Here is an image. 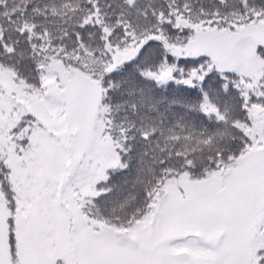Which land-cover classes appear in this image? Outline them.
<instances>
[{
	"label": "rangeland",
	"instance_id": "obj_1",
	"mask_svg": "<svg viewBox=\"0 0 264 264\" xmlns=\"http://www.w3.org/2000/svg\"><path fill=\"white\" fill-rule=\"evenodd\" d=\"M180 21L193 30L185 43L167 45L173 52L205 51L262 94L247 107L245 149L203 175L166 178L148 211L113 225L84 211L72 182L75 167L102 174L118 163L98 78L51 58L46 87L33 89L0 64V155L14 199L11 205L0 184V264H257L251 242L264 215V56L256 46L264 45V17L232 27ZM136 49L137 42L113 48L111 65ZM30 112L36 119L22 128L29 127L26 142L19 129L14 137L10 131Z\"/></svg>",
	"mask_w": 264,
	"mask_h": 264
},
{
	"label": "trees",
	"instance_id": "obj_2",
	"mask_svg": "<svg viewBox=\"0 0 264 264\" xmlns=\"http://www.w3.org/2000/svg\"><path fill=\"white\" fill-rule=\"evenodd\" d=\"M262 17L264 0H0V64L33 89L46 87L51 58L98 78L118 163L102 174L75 167L72 182L85 212L128 225L149 210L166 178L186 170L203 175L245 149L248 104L262 100L207 52H173L167 45L185 43L193 30L180 20L232 27ZM136 42L133 55L111 65L113 48ZM256 53L264 56V45ZM260 80L259 88L264 71ZM27 116L10 131L14 137L19 129L24 138L17 139L26 142L29 127L22 128L36 119ZM3 158L0 184L12 205ZM256 229L251 244L264 264V229Z\"/></svg>",
	"mask_w": 264,
	"mask_h": 264
},
{
	"label": "flooded vegetation",
	"instance_id": "obj_3",
	"mask_svg": "<svg viewBox=\"0 0 264 264\" xmlns=\"http://www.w3.org/2000/svg\"><path fill=\"white\" fill-rule=\"evenodd\" d=\"M255 185L258 186V187H260V181L259 180H256ZM262 188H264V184H263ZM263 226H264V223L262 225H260V229H262Z\"/></svg>",
	"mask_w": 264,
	"mask_h": 264
},
{
	"label": "water",
	"instance_id": "obj_4",
	"mask_svg": "<svg viewBox=\"0 0 264 264\" xmlns=\"http://www.w3.org/2000/svg\"><path fill=\"white\" fill-rule=\"evenodd\" d=\"M216 165H218V163H216ZM264 227V226H263Z\"/></svg>",
	"mask_w": 264,
	"mask_h": 264
}]
</instances>
